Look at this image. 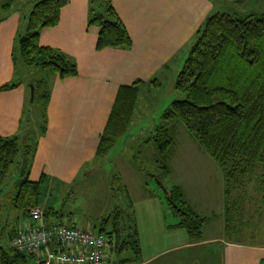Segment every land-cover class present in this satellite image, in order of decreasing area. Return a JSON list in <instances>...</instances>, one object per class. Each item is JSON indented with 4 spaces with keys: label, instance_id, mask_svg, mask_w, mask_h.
<instances>
[{
    "label": "trees",
    "instance_id": "16d2710c",
    "mask_svg": "<svg viewBox=\"0 0 264 264\" xmlns=\"http://www.w3.org/2000/svg\"><path fill=\"white\" fill-rule=\"evenodd\" d=\"M13 1L5 0L1 8L9 10ZM69 3L70 0H37L31 5L25 32L16 36L13 61L18 55L25 66L51 71L60 79L77 75L72 57L39 44L41 30L56 26L61 12ZM86 24L97 28L95 51L131 48L127 30L107 0H88ZM191 40L192 45L174 82V89L182 94V98L172 101L163 111L161 123L150 138L156 153L154 168L167 175L166 161L176 144L174 129L169 125L179 122L219 166L225 180L226 214L231 209L230 194L234 185L239 179L259 170L262 172L256 175L259 177L260 200L264 202V13L238 17L225 12H211ZM141 83L136 80L117 88L98 139L97 157L105 156L127 131ZM18 84L9 82L0 90H11ZM156 84L154 80L153 85ZM45 85L42 80L36 81L33 90L38 86L44 87L41 98L47 102L50 93ZM17 141L15 136L0 137V183L8 168L16 165ZM24 148H20L22 156L27 154V151H22ZM23 162L22 159L19 173ZM147 175L154 179V174ZM42 177L41 174L34 182L24 179L22 183L29 187L24 192L21 184L11 198V205L27 217V208H41L37 205V194ZM154 181L163 192L167 208L177 220L170 227L183 229L190 242L199 241L207 218L191 209L178 186L173 185L167 190L157 177ZM42 211L45 217L49 216ZM127 213L124 218L123 212L114 210L104 220L109 230L98 231L107 239L106 254L119 256L129 250V255L116 259L115 264H131L140 260L136 225L129 210ZM14 233L15 229L11 228L7 238ZM0 264H31V258L7 246L0 248Z\"/></svg>",
    "mask_w": 264,
    "mask_h": 264
},
{
    "label": "crops",
    "instance_id": "0c3cea01",
    "mask_svg": "<svg viewBox=\"0 0 264 264\" xmlns=\"http://www.w3.org/2000/svg\"><path fill=\"white\" fill-rule=\"evenodd\" d=\"M109 1L130 37L129 50L95 51L97 28L87 27V0H70L57 25L42 29L39 35L41 46L61 50L74 59L77 68L74 77L55 78L56 85L47 105V129L42 139H46L42 142L44 152L48 151L50 158L58 156L60 169L66 172L79 168L83 159H87L84 155H94L117 88L136 80L143 82L155 69L174 60L186 49L191 36L211 9L208 0ZM138 7L140 12L135 13ZM10 16L7 18L13 17ZM7 18L0 22V28ZM4 46H0V87L13 67V46L11 42ZM20 85L11 90H0V98L6 92H20ZM191 159L195 163L205 161L211 170L210 174H204V179L198 181L200 183L193 191H185L180 184L176 185L191 209L207 218L201 239L190 242L183 229L170 227L177 220L155 189L148 188L142 198L132 200L124 186L140 248L139 262L131 264H264V231L259 227L257 233L252 231L246 238L232 239L226 235V188L217 163L204 151ZM245 179L253 190H258L257 202L247 195V191L238 190L239 186L246 187ZM214 182L219 185V191L214 189ZM234 186L230 195L235 222L240 223L250 214L254 221L253 214L261 211L263 222H258L264 228V202L260 200L259 182L250 183L245 177ZM24 222L13 228L17 230ZM243 228L237 224L236 233H247H241ZM102 264L115 262L106 254Z\"/></svg>",
    "mask_w": 264,
    "mask_h": 264
},
{
    "label": "rangeland",
    "instance_id": "374dc122",
    "mask_svg": "<svg viewBox=\"0 0 264 264\" xmlns=\"http://www.w3.org/2000/svg\"><path fill=\"white\" fill-rule=\"evenodd\" d=\"M35 1L37 0H14L9 11L8 8H1L5 0H0V22L10 15L13 16L7 18L6 24L0 28V46L5 47L4 44L9 45L11 42V45L15 47L16 36L24 34L26 17ZM208 1L211 4V9L205 17L211 12H225L238 17L264 13V0ZM138 12H140L139 7L135 13ZM192 37L193 35L191 39ZM191 43L192 40L187 44L186 49L181 51V54L176 55L174 60H170L163 67L155 69L152 74L144 79L143 84L138 86L137 99L129 127L108 153L103 157H97L96 146L94 155L90 157L84 155V158L87 159H83L84 161L79 168L68 172L60 169L58 156L50 158V153L46 150L44 152L42 147V142L45 143L46 141V139H42L47 129L48 101L45 102L41 98L45 88L35 87L32 99L29 89L30 85L33 86L36 81L42 80L47 84L45 86L51 94L56 85V75L40 67L25 66L18 55H16L15 61L12 59V70L5 75L8 78L6 77L3 83H21V91L18 93L6 92L3 98H0V137H17L19 152L15 159L16 165H11L8 168L0 183V248H7L6 238L11 228L15 227L17 223L28 221V217L21 210L15 209L11 205V198L18 192L24 179L27 182H34L39 179L38 175L40 174L43 177L39 183L37 205L48 213L47 221L72 223L94 233L100 229L109 230V225L105 224L104 220L109 217L110 213L113 214L114 210L123 212L122 215L126 218L129 210L128 195L133 198L132 200L142 198L147 189L152 188L163 198L162 190L157 187L154 181L156 177L167 190L177 184H180L185 191L197 189L196 184L200 183L198 181L201 178L204 179L205 173L210 174L211 170L207 168L205 161L199 163L190 161L192 156L203 151L199 144L188 135L185 128L179 122L169 125L170 128L174 129L176 144L173 154L166 161L169 170L167 175H162L160 169L155 170L156 153L150 142L156 127L161 123L160 116L163 111L172 101L182 98V94L174 89V82L176 74L192 45ZM154 80L158 84L153 85ZM29 82L33 84H29ZM23 146L25 148L22 151H27V154L23 153L24 156L20 150ZM204 154L206 153L204 152ZM22 159L24 162L20 174ZM257 172H262V170L247 176L250 183H256L259 180L256 175ZM147 174H154V179ZM115 177L116 179H114ZM248 183L245 179L246 187L239 186L238 190L242 193L247 191V195L253 197L254 201L257 202L258 190H256L257 192L253 190L254 188ZM124 186L128 190V195L123 189ZM28 187V184H23L21 188L25 192ZM217 188L219 191V185L214 182V189L217 190ZM29 209L26 210L27 214ZM255 214H253L254 221H252L250 214V217H244L240 223H236L234 212L230 209L225 215L228 228L227 237L232 239L240 238V236L246 238V236H251L250 232L252 231L257 233L258 227L260 231H264L262 224H259V222H263L261 211ZM169 216L172 215L169 213ZM110 223L111 221H109ZM237 224L245 227L241 233L245 231L247 233L242 235L236 233ZM260 238L262 237L260 236ZM128 255L129 250L124 251L119 256L109 255L107 252V256L113 261Z\"/></svg>",
    "mask_w": 264,
    "mask_h": 264
},
{
    "label": "built area",
    "instance_id": "2783aa9c",
    "mask_svg": "<svg viewBox=\"0 0 264 264\" xmlns=\"http://www.w3.org/2000/svg\"><path fill=\"white\" fill-rule=\"evenodd\" d=\"M13 251L31 258V264H102L107 239L74 224L47 221L41 208H30L28 221L6 239Z\"/></svg>",
    "mask_w": 264,
    "mask_h": 264
},
{
    "label": "water",
    "instance_id": "95a60500",
    "mask_svg": "<svg viewBox=\"0 0 264 264\" xmlns=\"http://www.w3.org/2000/svg\"><path fill=\"white\" fill-rule=\"evenodd\" d=\"M29 89H30V95H31V99L33 98V86L30 85L29 86Z\"/></svg>",
    "mask_w": 264,
    "mask_h": 264
}]
</instances>
